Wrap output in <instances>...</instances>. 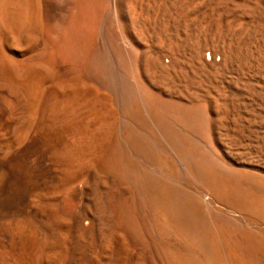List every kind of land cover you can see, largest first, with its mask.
Here are the masks:
<instances>
[{"label": "bare ground", "instance_id": "obj_1", "mask_svg": "<svg viewBox=\"0 0 264 264\" xmlns=\"http://www.w3.org/2000/svg\"><path fill=\"white\" fill-rule=\"evenodd\" d=\"M224 38L239 48L227 83L250 93L264 0H0V226L13 222L14 264H264V235L216 217L189 185L264 219V181L215 152L256 136L210 71L227 63ZM200 89L216 93L176 110ZM32 187L48 192L33 201Z\"/></svg>", "mask_w": 264, "mask_h": 264}, {"label": "rangeland", "instance_id": "obj_2", "mask_svg": "<svg viewBox=\"0 0 264 264\" xmlns=\"http://www.w3.org/2000/svg\"><path fill=\"white\" fill-rule=\"evenodd\" d=\"M244 37H245V34L240 32L239 39L242 40L244 39ZM235 42L237 41H235L234 39L231 40L230 38H226V39L224 38L223 40H221L220 43L222 45V49L220 51L219 50L216 51L217 55L215 56V58L216 59L218 58L220 60L222 54H225L228 58L227 63L223 67L222 66L216 67V68L210 69V71L217 72L218 74L221 73L223 74L224 77H226V82H223L220 85L219 91L225 94H232L233 92L234 93L237 92L236 94L239 99L238 103L242 107L248 106V109L250 111H254L253 113V112H250V111L248 112L244 110V112H242V114H240L238 118L240 119V121H242L241 122L242 124H246L245 122L249 120L252 123H254L256 126H254L253 130L256 132V136L250 139H246V141H243L241 144H238L235 146H230L229 144H225L224 142L218 141L215 145V152H216V155L219 156L220 162H222L221 166L225 170L227 169L244 170L249 174V176L252 179H256L258 181H264V155L262 158H260V156L257 153L258 146L264 149V142H260L262 141L261 139L262 134L264 135V75L260 73H257V74L251 73V75L248 74L247 76H243V77H253L249 81L246 80L245 82L246 84L245 88L246 89L248 88L250 93L242 92V91L238 92L237 86L235 87L234 85L227 83L228 80L239 77L237 76L238 74L236 72H233V65L235 62V58H236V55L239 53V48H237V44ZM210 52H211L210 50L204 51L203 52L204 56H206V54ZM254 52L256 54L259 53L258 50H254ZM168 59L170 60L169 56L163 57V61L165 63L169 62ZM214 90L215 89H211L210 91L207 89L196 90V93L199 95L197 101L196 99L190 100V99L183 98V97L181 98L177 97L174 100L175 108L176 110L181 109L183 110V112L187 114L186 111H188L192 105L200 104L203 102L209 103L210 100L214 97V93H216V90L215 91ZM243 91L245 90L243 89ZM177 99H180V100H177ZM260 121L263 122L262 126L258 124L260 123ZM194 124L195 123H192L194 127L193 132L195 134L198 132L197 130L198 127L194 126ZM234 137L237 138V135H234ZM259 138H260V141H259L260 143L258 142ZM191 141L193 145L195 146L196 151L199 152L202 156L208 157L218 162L217 161L218 159L215 157V154L211 152V150L205 145L204 141L201 140V138L199 137L192 138ZM262 154H264V152ZM4 178H5V172L0 171V187L2 189V192L0 194V203L5 199V193L3 191ZM189 185L192 188H194L197 192L201 193L202 196L206 199V202L213 210L212 212L213 215H215L218 218L225 219V222H227L231 226L248 228V229H251L253 231H256L264 235V219L254 217L248 214L244 210L232 208L228 203L218 199L217 197H214V196L211 197L210 195L197 189L194 184L189 182ZM47 192L48 191L43 190L40 187H32L29 192V199L33 201H37L40 197L46 195ZM14 202H15L16 207L22 206L24 202V194L22 191L16 194V196L14 197ZM4 210L6 211V209ZM225 216L227 217V219L225 218ZM84 222L87 223L88 221L85 220ZM15 232L16 231H15L13 222L10 220V218L8 217L4 218L0 226V264H14L15 263V256L19 253V251L15 249L17 248L16 246H18L16 244V240L14 239ZM176 242H177L176 244L174 243L175 246H177V244H179L181 241L179 239H176Z\"/></svg>", "mask_w": 264, "mask_h": 264}]
</instances>
